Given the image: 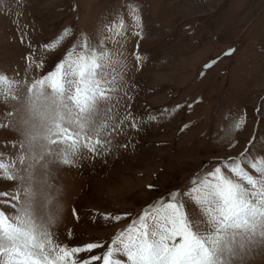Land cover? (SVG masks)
I'll return each mask as SVG.
<instances>
[{
    "label": "snow or ice",
    "instance_id": "6c2138e0",
    "mask_svg": "<svg viewBox=\"0 0 264 264\" xmlns=\"http://www.w3.org/2000/svg\"><path fill=\"white\" fill-rule=\"evenodd\" d=\"M125 7L139 49V42L148 35L142 9L139 3ZM128 27L121 9L115 19L98 28L95 42L83 32L70 33L65 28L42 46L52 54L65 38H74L51 68L47 55L37 62L33 54L26 57L20 79L0 73V103L5 105L0 121L11 118L6 130L13 136L11 142L0 145L11 149L7 162L0 153V180L11 185L0 192V264H255L258 258L264 259V154L249 159L255 128L238 156L209 161L183 188L166 193L135 216L88 212L92 223L103 226L132 216L110 241L79 244L82 237L72 229L61 238L57 229L63 205L60 189L55 188L57 170L79 169L86 163L94 166L97 160L107 164L110 157L131 146V140L122 142V138L132 132L134 139L146 124L159 119L136 114L135 97L127 92L122 114L113 103L118 80L112 73L117 67L127 70L122 49ZM114 30L117 36H125L123 42L113 40L119 45L115 50L105 43L113 39ZM235 51L229 49L226 55ZM135 58L142 63L139 52ZM33 67L39 71L29 78ZM15 76L20 73L16 71ZM181 107L176 105L175 110ZM190 126L184 124L181 132ZM245 126L246 113H229L221 150L234 149ZM72 214L81 222L75 206Z\"/></svg>",
    "mask_w": 264,
    "mask_h": 264
},
{
    "label": "rangeland",
    "instance_id": "374dc122",
    "mask_svg": "<svg viewBox=\"0 0 264 264\" xmlns=\"http://www.w3.org/2000/svg\"><path fill=\"white\" fill-rule=\"evenodd\" d=\"M130 3L140 4L147 25L148 35L139 42V49L125 7ZM5 6L7 12L0 11V73L16 79L25 74L30 55L35 54L37 62L47 55L49 68L64 56L74 38H65L52 54L42 46L65 28L70 33L83 32L95 42L98 28L122 9L129 26L122 49L127 70L117 67L112 73L118 80L113 103L122 114L127 92L135 97L136 114L159 117L134 139L132 132L122 138V142L131 140V146L110 157L107 164L97 160L94 166L86 163L79 169L57 170L55 188L60 189L63 205L57 229L61 238L72 229L82 237L79 244L110 241L132 216L166 193L183 188L209 161L238 156L254 128L249 159L264 154V0H0V8ZM111 36L105 43L115 50L119 45L113 40L123 42L125 36H117L115 30ZM229 49L236 51L226 55ZM137 52L142 63L135 58ZM213 60L216 63L206 69ZM16 71L20 76H15ZM38 71L33 67L29 78ZM176 105L182 107L177 111ZM166 108L171 115L164 113ZM4 112L5 105L0 103V113ZM229 113H246V126L238 133L234 149L221 150ZM10 120L0 121L4 125L0 145L13 139L6 130ZM186 123L191 126L181 132ZM10 151L0 148L5 162ZM10 187L0 180V192ZM74 206L81 215L79 223L72 214ZM90 211L132 216L103 226L90 221ZM255 264H264V259L258 258Z\"/></svg>",
    "mask_w": 264,
    "mask_h": 264
}]
</instances>
